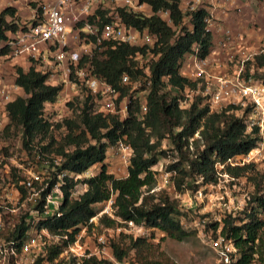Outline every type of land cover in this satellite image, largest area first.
<instances>
[{
    "label": "trees",
    "instance_id": "16d2710c",
    "mask_svg": "<svg viewBox=\"0 0 264 264\" xmlns=\"http://www.w3.org/2000/svg\"><path fill=\"white\" fill-rule=\"evenodd\" d=\"M139 2L148 5L152 13L167 11L171 26L157 16L144 17L119 10L121 20L128 27L146 29L155 34L156 43L151 48L108 46L100 58L92 55L88 61L87 56H83L78 66L89 63L93 74L123 97L130 86L120 84L121 76L127 75L130 82L142 76V72L134 68V57L149 53L150 85L143 98L146 106L144 114L139 109L142 101L136 100L122 121L115 116L104 115L98 111L93 97L80 87L79 92H72L64 103L67 113L57 118L58 123L46 115L60 94L59 86L46 84L47 70H38L28 61L24 66L17 65L13 69V81L24 97H17L5 106L6 120L2 128L6 126L3 129L5 132L12 127L18 130L27 157L59 156L62 161L56 170L75 174H82L93 165H99L93 177L77 182L86 186L77 200L69 198V190L77 183L65 180L61 189L60 215L46 219L41 226L59 237L66 236L67 240L60 239L46 249L35 264H53V260L67 244L74 241L81 228L91 227L88 220L98 213L97 206L110 198L113 219L102 215L97 219L98 225L109 229L131 222L136 226L158 230L175 242L185 240L190 234L180 225L175 201L162 194L154 196L148 193L155 183L151 167L167 153L170 154L172 162L166 171L172 174L174 189L178 193L185 189L196 191L198 187L217 183L216 163L246 155L257 145L256 128L245 130L243 117L249 111V106L242 111L238 107L227 106L219 112H211L205 100L198 95L186 108H180L183 92L195 87L193 82L179 73L184 56L191 52L193 46L196 47L198 59L204 60L209 54L211 35L205 30L203 22L206 12L197 9L187 14V28L183 24L184 14L179 9L178 0ZM31 7L34 8V4ZM96 15L101 22H105L103 12L97 11ZM17 19V12L12 7L0 11V44L7 35L19 29L21 21ZM176 29L178 32H175ZM6 51V48H0V58ZM253 63L261 66L264 58L255 57ZM256 79L264 84V76H256ZM240 112L242 117H238L237 113ZM62 126L64 133L56 140L53 130ZM165 139L171 146L168 150L160 149ZM117 141H123L131 151L126 176L119 179L107 174L103 164L107 148ZM219 172L231 179L245 177L253 190L241 216L235 218L226 215L219 223L213 222L205 227L213 232L218 230L221 236L231 240L237 253L236 261L232 264H253L255 261L264 264V222L261 219L264 216V172H254L252 164L235 168L224 166ZM15 228L18 232L23 231L21 220L19 224L15 223ZM130 251L134 252V261L128 264H170L157 259L151 245L142 238H129L124 247L114 243L110 245V255L117 263H124ZM66 264L76 263L69 260ZM79 264L113 263L89 258Z\"/></svg>",
    "mask_w": 264,
    "mask_h": 264
},
{
    "label": "built area",
    "instance_id": "2783aa9c",
    "mask_svg": "<svg viewBox=\"0 0 264 264\" xmlns=\"http://www.w3.org/2000/svg\"><path fill=\"white\" fill-rule=\"evenodd\" d=\"M10 1L20 6L27 3H36V5L31 9L26 22H21L19 29L7 35L5 41L0 44V48L7 49L6 54L0 58V129L6 120L5 106L23 95L22 90L13 81V70L8 74L2 73V66H10L12 60L15 62L18 59L23 63L28 61L37 69H41L40 65H42L43 70H47L46 84L59 86L60 93L67 94L68 90L85 88L96 102L98 111L104 115L115 116L122 121L127 117L129 107L136 100L142 101L139 104L140 112L142 114L146 112L143 98L150 85L149 53L134 57L136 62L134 68L140 70L142 76L131 82L127 75L121 76L120 84L130 86L123 97H120L117 90L98 79L89 63L79 67L78 62L83 56H87L88 61L92 55L100 58L108 46L151 48L156 43L155 34L146 29L137 30L126 26L121 20L119 10L144 17L157 16L171 26L167 11L152 13L149 6L140 3L139 0H42V2L0 0V5L5 3L6 7H12ZM213 5L215 0H188L179 9L182 13L185 10L187 14L203 9L206 12L203 20L205 30L210 35L213 33L219 36L217 46L221 48L234 43V40L240 36H234L227 26L224 28L217 23L219 19L213 14ZM97 11L104 13L105 22H101L96 15ZM161 15H165L166 20H163ZM67 28L70 29L69 32L66 31ZM207 68L206 58L198 59L196 47L193 46L191 52L184 56L179 73L193 82L195 87L183 92L180 108H186L192 98L198 95L205 100L211 112H219L232 105L235 107L237 105L242 111L249 106V111L243 117L245 130L250 131L251 128L257 130V145L248 154L234 156L223 163L215 164L218 179L220 177L231 179L225 173L219 172L224 166L235 168L257 161L264 162V84L250 76L240 78L241 67L236 75L230 78H213ZM201 82L205 85L202 89L199 88ZM238 117H242L241 112ZM114 145L122 162L128 165L131 152L128 145L123 141H117ZM61 161V157L52 155L37 156L28 160L24 157L19 161L9 159L3 166V174L0 176V264H35L38 258L43 257L46 249L57 244L60 239L67 240L66 236L59 237L50 233L41 226V223L60 215L61 189L65 180L69 179L75 184L82 180L80 177L87 179L94 174L91 168L82 174L57 171L56 168ZM85 189V185L75 184L69 190V198L77 200ZM196 195L200 197L199 192H196ZM105 203L112 205V198ZM103 213H106V210L90 218L88 224L96 227L97 219L105 215ZM110 217L107 218L113 219V209ZM20 220L24 229L18 232L15 223L19 224ZM123 225L132 229L138 236H142L145 230L131 222ZM206 225L204 218L195 220L191 229L200 237L201 242L213 251L218 264L234 263L237 253L231 240L221 236L218 230L213 232L212 229L205 227ZM79 238L76 236L72 243L67 244L53 260V264H66L69 260L79 264L89 258L122 264L114 262L110 253L108 254L102 236L95 238V246L92 249L85 247L81 249Z\"/></svg>",
    "mask_w": 264,
    "mask_h": 264
},
{
    "label": "rangeland",
    "instance_id": "374dc122",
    "mask_svg": "<svg viewBox=\"0 0 264 264\" xmlns=\"http://www.w3.org/2000/svg\"><path fill=\"white\" fill-rule=\"evenodd\" d=\"M37 2H42V0H36ZM227 3L226 12L224 18H221L217 23L221 24L223 27L227 26L230 29L231 34L233 32H240V35L245 33L257 32L263 34L264 36V0H223ZM230 3L232 5H230ZM10 4L17 12V21L26 22L30 11L32 9L31 5L36 3H27L25 5H14L11 1ZM9 7V6H7ZM6 8L5 3L0 5V11ZM183 24L189 28L187 13L184 10ZM163 20H166L165 15H161ZM234 20L236 23L230 26V21ZM237 29H234V27ZM225 28V27H224ZM67 28V32H69ZM175 32H178L176 29ZM264 50V42L260 41L255 49H252L250 53L239 58L238 65H241L240 78H247L248 76L256 79V76H264V72L258 71V68H264L263 65H257L253 63L255 57L262 56L260 51ZM264 52V51H263ZM263 57V56H262ZM246 58H248L246 60ZM253 64L251 66V64ZM38 63V62H37ZM36 63V64H37ZM8 66L10 72L18 65L17 61H11ZM43 70L42 65H40ZM252 69V72L249 70ZM204 83L201 82L200 89L204 87ZM78 93L79 89L73 91L68 90L66 93H60L56 99L55 104L52 108L47 111V116L50 119L57 120L59 116L66 115L65 102L71 93ZM22 97H24L22 95ZM196 97V96H195ZM194 97L192 98V100ZM233 106V105H232ZM93 107L95 105L93 104ZM235 107V106H234ZM236 107H238L236 105ZM66 112V113H65ZM238 115L240 113H237ZM55 118V119H54ZM6 127V126H5ZM0 129V176L3 174V166L7 164L9 159L11 160H22L24 157L29 159L21 146L20 133L13 127L5 132ZM53 134L56 140L60 139L64 133V127L62 126L58 130H53ZM196 138V136H194ZM171 146L168 144L167 139L162 140L160 149L168 150ZM191 150V149H190ZM119 152L117 147H108L105 152V160L103 164L107 174L112 175L114 178H123L126 175V164L120 161ZM172 162V157L167 153V156L160 159L156 165L151 167V172H153L154 186L148 192L156 196L157 194H162L166 196L169 200L175 201L176 208L178 211V220L183 230L189 232V236L180 242H175L165 237V235L158 230L147 229L143 230V235H136L132 229H128L127 226L120 223V227L115 228H104L102 225H97L91 228H81L77 236H79V245L81 249L88 248L92 249L95 246V238L97 236H102L106 243V251L110 253V245L112 243L117 244L120 247H124L128 244V239L142 238L149 245H151L152 251L156 255L155 257L159 260L166 261L170 264H218L213 251L201 242L200 237L191 229L192 223L195 220L205 219L207 224L213 222L219 223L223 217L230 215L231 217L237 218L241 216V212L245 208L248 197L251 194L253 188L251 183L248 182L245 177H239L235 179H227L220 177L215 185H208L198 187L196 191L184 190V192L178 193L172 184L171 176L172 174L166 171V167ZM253 165L254 172L263 173L264 172V162L257 161L255 163H250ZM92 173L95 175L99 169V165H93L90 167ZM85 177H80L83 179ZM196 192L200 193V197L196 195ZM98 213L104 212L107 217L112 216V208L109 203H102L97 206ZM111 218V217H110ZM264 222V216L261 217ZM214 235V234H212ZM110 255V254H109ZM134 261V252L130 251L128 253L125 262L122 264H128ZM115 262V261H114ZM57 264V263H56ZM253 264H259L255 261Z\"/></svg>",
    "mask_w": 264,
    "mask_h": 264
},
{
    "label": "crops",
    "instance_id": "0c3cea01",
    "mask_svg": "<svg viewBox=\"0 0 264 264\" xmlns=\"http://www.w3.org/2000/svg\"><path fill=\"white\" fill-rule=\"evenodd\" d=\"M188 0H179V8H182L184 6V3ZM227 3H224L223 0H215V5H213V14L216 17V19L224 18V11L226 12V5ZM234 20L230 21V26L234 23ZM234 29H237L235 26ZM240 32H233L234 36L238 35V39L234 40V43L227 44L226 46H223L221 48H218V41L219 36L211 34V46L209 50V54L206 57V63L208 66V72L213 77H225L230 78L236 75L237 71L239 70L241 65H238V59L242 56L244 57L245 54L247 56L248 53L252 52V49H255L256 46H258V43L260 41L264 42V36L263 34L251 32V33H245L244 35H240ZM264 50H262V56L264 58ZM18 65L24 66V63L21 59L17 60ZM19 65V66H20ZM258 71L264 72V68H258ZM10 71V68L7 65L2 66V73L8 74ZM187 71V70H186ZM249 72H252V69L249 70ZM253 78V77H252ZM254 79V78H253ZM211 84L213 85V80H211Z\"/></svg>",
    "mask_w": 264,
    "mask_h": 264
}]
</instances>
